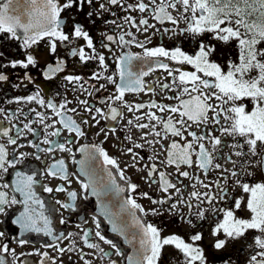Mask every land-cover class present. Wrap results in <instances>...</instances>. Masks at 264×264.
<instances>
[{
	"label": "snow or ice",
	"instance_id": "1",
	"mask_svg": "<svg viewBox=\"0 0 264 264\" xmlns=\"http://www.w3.org/2000/svg\"><path fill=\"white\" fill-rule=\"evenodd\" d=\"M90 27L99 30L98 40ZM150 29L151 35L159 32L161 41L167 37L172 43L148 47ZM136 33L144 34V40ZM41 42L55 61L44 66L45 81L65 73L69 59L83 69L94 67L87 76L77 72L62 76L79 93L77 106L69 107L73 100L67 97L59 102L46 99L37 85L32 94L8 101L35 103L45 109H29L36 119L23 122L22 128L11 124V118L25 116L22 110L6 112L0 107V115L11 124L0 127V215L7 216V209L20 205L11 220L20 236L42 233L53 240L73 236L54 235L53 222L35 186L40 183L38 176L58 178L67 185L76 176L79 191L64 184L55 188L45 184L43 191L66 193L67 202L55 201L66 211H76L78 199L96 197L98 215L131 251L126 253L107 238L101 231L102 221L94 215V233L81 229L84 246L92 251L77 249L75 242L70 248L48 244L45 247L55 248L58 254L53 257L38 249L17 253L4 242L0 243V264H30L22 257L31 255L41 258L38 264H57L65 253H76L83 264H93L88 256L118 264L113 255L124 264H164L172 256L176 264H239V255H231L233 251L247 253L243 264H264V0H0V85L9 83L16 89L35 85L27 70L38 66L33 49ZM185 44L193 51H186ZM131 45L142 53L125 51ZM10 47L22 50V58L10 55L6 51ZM60 48L66 57L59 55ZM106 53L114 61L112 72ZM17 68L25 70L18 83L6 71ZM157 70L166 76L145 80ZM102 91L107 94L98 95ZM130 93L151 94L161 101L131 102L126 98ZM125 109L131 118L118 128ZM102 121L115 125L101 126ZM36 123L43 128L42 138L32 126ZM93 128L97 129L94 135L104 140L80 144ZM132 130L139 135L131 134ZM118 131L129 134L121 138ZM65 132L67 136H62ZM25 133L39 142L27 140ZM110 136L128 157L123 168L103 147ZM75 145L79 146L74 151ZM26 146L34 153L21 151ZM145 150H151L147 157ZM57 151L69 154L78 165V175L69 171L65 159L55 157L51 164L43 161L40 173L17 169L29 155L41 160V153L47 157ZM128 169L140 174L152 193L162 195L139 191L141 184L132 182ZM9 174L14 175L11 182L4 179ZM123 193L128 194L122 197ZM110 194L118 199L112 202ZM148 216L170 217L172 224L187 225L190 231L165 235L164 228L149 222ZM60 223L67 221L61 218ZM4 235L0 231V238ZM93 235L98 242H92ZM17 243L22 247L29 241L18 239ZM168 249L172 252L165 257ZM4 254H10L11 260Z\"/></svg>",
	"mask_w": 264,
	"mask_h": 264
},
{
	"label": "flooded vegetation",
	"instance_id": "2",
	"mask_svg": "<svg viewBox=\"0 0 264 264\" xmlns=\"http://www.w3.org/2000/svg\"><path fill=\"white\" fill-rule=\"evenodd\" d=\"M133 15H138L136 13H133ZM139 18V17H138ZM81 19H83V17H81ZM149 22L150 23H155L154 20H152L151 18H149ZM84 23L87 25V21L84 20ZM170 27V25H167ZM157 27H160V25H157ZM103 29V26H100V30ZM91 35H93L97 40L100 38L99 37V30L96 27H90L89 28ZM133 32H135V29H131ZM151 29L149 30V35H151ZM137 38L141 41L144 40V34L142 33H136ZM164 43L165 45H169L172 43V41L168 40L167 37H165L163 39V41H161L160 39V33L157 32L155 35H151V44L147 45L148 47H153V46H157L160 43ZM6 43V41H5ZM2 46V45H0ZM185 50L188 52H192L193 49L191 47V45L185 44L184 45ZM116 52L119 53L120 48L116 47ZM6 51H8V53L10 55H17L18 57L23 56V52L22 50L16 48V47H10L7 48ZM33 51L35 52L37 59H38V66L36 68H32L30 66V69L27 70L29 71V73L33 76V78L35 79V85L33 84H27V82L25 81V83L27 84V88H20V89H16L11 87V84L9 83H4L2 85H0V107L4 108L5 111H16V110H22L23 113L25 114V116H20L19 120H17L16 118H11V124H18L19 127H23V122H27L28 120H34L36 119L34 114L29 113V109L32 108H36L39 111H45V109L40 108L37 104L35 103H9L8 101L11 100L12 98L16 97V96H27L29 94H32L35 90H36V86L38 85L39 88L42 90V94L46 99H53L56 102H59L62 97H67L68 99L73 100V104L69 105V107H73V106H77L76 105V101H75V97L76 95H78V92H75L74 89V85H66V82H64L62 80V76L65 74H70L73 72H77L79 74H83L85 76H87L88 74H90L91 69L94 67V65H89L88 69H83L81 68V66L73 59H69L68 60V64L66 67V71L65 73H61L58 74L57 77L49 82V81H45L42 76H41V72L44 69V66L49 63L52 62L54 63V59L53 57L49 56L48 54V49H47V45L45 42H41V44L34 48ZM125 51H131L132 53H142V49L135 47V45H131L128 49H125ZM59 55L61 57H66V51L63 48L59 49ZM106 55H109V64L111 65V67L109 68V72H112L115 70V65H114V61L111 59V55L106 53ZM139 63V62H136ZM7 73L10 75V79L13 82H19L18 77L22 78L23 74H24V69L21 68H17V69H8L6 70ZM164 77L166 76V73H164L162 70H157L154 71L152 73L149 74L148 77L145 78L146 81L148 82H152L156 79V77ZM91 83H97L95 81H92ZM100 83H103V81H100ZM109 92H111L113 90L112 86L109 85ZM59 92L61 95H57L56 93ZM107 93L105 92H100L98 95L103 96L106 95ZM82 98H87V97H82ZM127 99H129L131 102H139V101H144L147 102L149 99H156L158 101H161V97L158 96H152L151 94L145 95L143 93L140 94H128ZM165 103H170V101H162ZM82 111V110H81ZM125 115H124V120L120 121V124L117 126L118 128L123 127L124 123H126L127 119L131 118L130 113L127 112V110H124ZM11 124L9 123L8 119H5L3 115H0V127H5V128H10ZM105 124L107 125H115V122L112 121H107L101 122V126H105ZM36 131H37V135L40 136L42 138L43 136V128L41 125H39L38 123L33 124L32 125ZM97 129L93 128V129H89L88 130V137L86 138H82L80 141V144L83 143H100L101 141L104 140L103 136H95L94 133L96 132ZM16 129H12L11 130V134L15 135ZM129 133H125L122 131H118L117 135H119L121 138ZM135 136H138L139 133L136 130H132V133ZM27 140H35L36 142H39L37 140V137L34 136L31 133H25ZM62 136H67V133H62ZM74 138V137H73ZM52 139H57V138H52ZM7 138H4L2 142L6 143ZM27 140H22L21 142L27 144ZM118 141L116 140L115 137H109V139L107 141H105L103 143V147L105 148L106 151L109 152L110 155L115 156L119 162L121 167L123 168L125 166V163L128 162V157L124 156L120 153L119 149H118ZM79 145H75L74 146V151L75 148L78 147ZM9 150H11V146L9 148ZM21 151L24 152H28V153H34V149L30 148V147H24L23 149H21ZM143 154L147 157L148 155L151 154V150H145L143 152ZM41 155V160H36L34 155H29L26 160L24 161L23 164L18 165L17 169L21 170V171H25L28 173H31L33 171H35L36 173H40L44 170L45 168V164H44V160L47 159V162L49 164L52 163V159L53 157H55L56 159L59 158H63L65 159L69 171L70 172H77L78 170V165H75L72 163L71 158L69 156V154L67 153H61L59 151L45 157V155L43 153L40 154ZM76 157L77 159L81 158V154L80 153H76ZM12 172V170H10V173ZM113 172L115 174V169H113ZM78 175V172H77ZM126 175L129 176L132 180V182L134 183H138L141 184V188L139 189V191H149L150 194L153 195H162L161 193H152L151 189H148L147 185L143 184V181L140 179V174L135 173L134 170L132 169H128L126 172ZM203 178V177H202ZM6 181L11 182L12 179H14V175H7L4 178ZM38 179H40V183H38L35 188H36V192L37 195L45 202V214L49 215L50 219L53 222V230H54V235H59L61 232H63L65 234V236L68 235V233H73V236L67 238V239H61V240H53L52 237H47L44 236L42 233L37 234V233H26L24 236H20L19 234V228L16 225H13L11 223V220L15 218V216L18 214V209H20V205H16L13 206L12 208L7 209V216H3L0 215V231H3L5 233L4 237L0 238V243H4L7 242L9 243V246L11 248L16 249L17 253H30V252H35L37 249L40 252H44L47 251L49 252L50 256L56 257L58 256L56 249L55 248H48L45 247L48 244H54V245H58L59 247H64V248H70L73 247V242H75V247L77 249L79 248H83V251L85 253H88L92 250L86 248L84 246L83 240H82V231L81 229L84 230H91L93 233L95 231V227L94 224L92 223V217L94 215L97 216L96 214V201L93 197H90L87 200L84 199H78L77 204L78 207L76 209V211H66L64 209H61L59 207V205H57L55 203V201L57 199L61 200V201H65L67 202L68 198L66 193H59V192H53V193H46L43 191V185H48L49 187H57L60 184H64L65 187H69L70 190H77L79 191V184L77 182L76 176H72V183L71 185H67L66 182H64L63 180H60L58 178H51V177H39ZM118 179V183H120L122 186H124V182L123 181H119ZM188 181H185V184H188ZM192 189L189 188L187 191H191ZM201 191H203V189H200ZM11 195V193H9ZM128 193H123L122 196H126ZM138 202L147 206L148 202L146 200L140 199L138 198ZM61 218L65 219L67 221V223L65 224H61L60 220ZM99 218V217H98ZM100 219V218H99ZM149 222H153L156 223L158 226L163 227L164 228V234L168 235L171 233H179L181 235H184L185 233H187L188 231H190V229L188 228L187 225H174L172 224V220L170 217H153V216H148L146 218ZM101 220V219H100ZM86 221V222H85ZM102 221V225H101V231L104 235H106L107 238L112 239L114 242H116L123 251H125L126 253L130 252V248L128 245L124 244L123 241H121L118 237L113 236L112 234L107 232V225L105 224V222L103 220ZM77 225H80V227H77ZM205 227V234H206V243H207V224L204 225ZM18 239H27L29 241V243L23 245L22 247L17 243ZM92 242H98L96 240V238L94 237V235L91 237ZM102 247L105 248V250H109V246L108 245H101ZM172 250L168 249L165 252V257H168L169 253H171ZM7 260H11V256L10 254H4ZM231 255L236 256L239 255V264H243V262L246 259L247 253H236L235 251H233L231 253ZM69 256H71V260H69ZM87 259H91L93 260V264H108L107 260H97L92 256H88L86 257ZM22 259L27 260L30 262V264H38L39 260L41 259L39 256L37 255H31V256H24L22 257ZM60 259L63 260L64 264H73V262H75V264H83V261H81L79 259V256L76 253H65L62 257H58L57 259V264H60ZM112 259L117 260L118 264H124V261L122 260L121 257H117L115 255L112 256ZM50 264V262H49ZM164 264H176V258L175 256H172L171 259L166 258L164 260Z\"/></svg>",
	"mask_w": 264,
	"mask_h": 264
},
{
	"label": "water",
	"instance_id": "3",
	"mask_svg": "<svg viewBox=\"0 0 264 264\" xmlns=\"http://www.w3.org/2000/svg\"><path fill=\"white\" fill-rule=\"evenodd\" d=\"M89 196H90V197H93V198L95 199V201H96V214H97V216H98L101 220L104 221L103 217H101V216L98 215V214H99V206H98V203H97V199H96V197L91 196V195H89ZM110 196H111V200H112V202H115V200L118 199L117 197L112 196L111 194H110ZM121 196H122V194H121ZM122 197H123V196H122ZM105 202H106V203L109 202V199H108V198H105ZM104 222H105V224L107 225V232L110 233V234H112V235L115 236V237H118L121 241H123V239H122L121 237L117 236L115 233H112V232L110 231V225H108L106 221H104ZM130 251H131V249H130Z\"/></svg>",
	"mask_w": 264,
	"mask_h": 264
}]
</instances>
